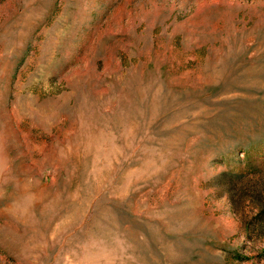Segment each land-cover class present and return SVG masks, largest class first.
Masks as SVG:
<instances>
[{"label":"rangeland","instance_id":"374dc122","mask_svg":"<svg viewBox=\"0 0 264 264\" xmlns=\"http://www.w3.org/2000/svg\"><path fill=\"white\" fill-rule=\"evenodd\" d=\"M264 0H0V264H264Z\"/></svg>","mask_w":264,"mask_h":264},{"label":"trees","instance_id":"16d2710c","mask_svg":"<svg viewBox=\"0 0 264 264\" xmlns=\"http://www.w3.org/2000/svg\"><path fill=\"white\" fill-rule=\"evenodd\" d=\"M255 218L262 225V223L264 222V202H262L261 204L257 205V215L255 216Z\"/></svg>","mask_w":264,"mask_h":264}]
</instances>
